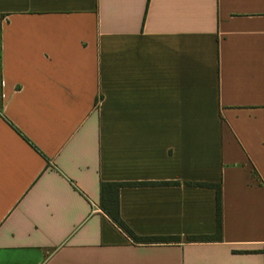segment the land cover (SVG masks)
I'll use <instances>...</instances> for the list:
<instances>
[{
    "label": "crops",
    "instance_id": "obj_1",
    "mask_svg": "<svg viewBox=\"0 0 264 264\" xmlns=\"http://www.w3.org/2000/svg\"><path fill=\"white\" fill-rule=\"evenodd\" d=\"M0 264H264V0H0Z\"/></svg>",
    "mask_w": 264,
    "mask_h": 264
},
{
    "label": "trees",
    "instance_id": "obj_2",
    "mask_svg": "<svg viewBox=\"0 0 264 264\" xmlns=\"http://www.w3.org/2000/svg\"><path fill=\"white\" fill-rule=\"evenodd\" d=\"M177 183H103L101 185V202L102 211L110 220L120 228L129 238L139 244H170L182 242L181 237H140L136 235L123 221L120 214L119 194L124 187H146V186H175ZM200 188L215 190L216 192V213L217 229L214 236L204 237H187L188 243L196 242H221L223 240V188L222 184L211 183H188Z\"/></svg>",
    "mask_w": 264,
    "mask_h": 264
}]
</instances>
